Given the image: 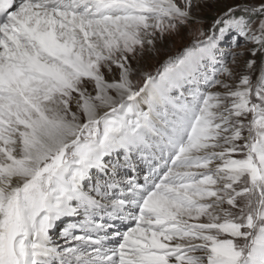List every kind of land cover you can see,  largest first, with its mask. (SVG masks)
I'll use <instances>...</instances> for the list:
<instances>
[{"label":"snow or ice","instance_id":"snow-or-ice-1","mask_svg":"<svg viewBox=\"0 0 264 264\" xmlns=\"http://www.w3.org/2000/svg\"><path fill=\"white\" fill-rule=\"evenodd\" d=\"M0 264H264V0H0Z\"/></svg>","mask_w":264,"mask_h":264},{"label":"rangeland","instance_id":"rangeland-1","mask_svg":"<svg viewBox=\"0 0 264 264\" xmlns=\"http://www.w3.org/2000/svg\"><path fill=\"white\" fill-rule=\"evenodd\" d=\"M179 43H180L179 40H176V41L173 42L172 45H168V47L172 48V50L175 51V46H178ZM162 57H163V53H161V55L158 56L157 59H160Z\"/></svg>","mask_w":264,"mask_h":264}]
</instances>
